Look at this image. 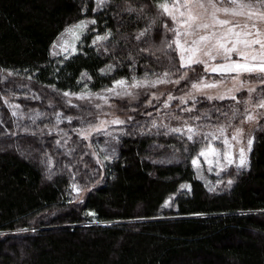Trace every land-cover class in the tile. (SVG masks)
<instances>
[{"label": "trees", "instance_id": "trees-1", "mask_svg": "<svg viewBox=\"0 0 264 264\" xmlns=\"http://www.w3.org/2000/svg\"><path fill=\"white\" fill-rule=\"evenodd\" d=\"M156 2L106 0L93 11V0H0V264H264V123L253 134L248 168L217 191L207 190L189 160L162 165L147 159L155 141L180 150L188 143L152 127L170 102L173 87H165L173 78L151 88L155 101L145 95L131 108L112 110L122 119L113 127L117 149L99 167L78 171L70 164L80 150L76 132L68 134V154L48 132L54 125L45 114L53 120L69 109L61 92L149 77L153 70L174 79L183 74L160 19L153 25ZM87 16L91 34L107 36L105 51L95 49L88 33L74 53L51 57L64 28ZM107 62L113 75L103 72ZM3 72L10 75L1 82ZM172 98L174 106L178 94ZM10 100L41 113L32 124L20 120ZM36 129L44 133L25 135ZM74 172L83 181L95 177L78 200Z\"/></svg>", "mask_w": 264, "mask_h": 264}, {"label": "rangeland", "instance_id": "rangeland-1", "mask_svg": "<svg viewBox=\"0 0 264 264\" xmlns=\"http://www.w3.org/2000/svg\"><path fill=\"white\" fill-rule=\"evenodd\" d=\"M105 1L93 0L92 10L101 9ZM155 5L158 17L153 25L160 19L162 32L167 33L179 65L185 68L183 74L174 79L166 74L159 76L158 70H153L149 77L114 78L100 88L83 83L79 91L61 92L59 95L69 109L53 120L45 114L46 121L54 125L53 131L48 132L57 135L59 140L55 144L66 154L72 150L68 134L76 132L80 150L70 164L78 171L99 167L117 149L119 131L113 127L122 119L116 112L112 115V110L123 104L129 108L145 95L155 101L158 95L150 93L151 88L161 86L163 79L173 78L166 80L165 87L167 91L173 87L166 92L170 102L162 104L163 110L154 115L157 119L152 127L155 134L172 135L179 143L184 137L188 143L180 150L155 141L148 148L147 159L162 165L189 160L207 190L227 189L235 176L248 168L253 134L264 123V0H157ZM92 32L93 19L88 16L71 23L52 43L50 56L74 53L79 41ZM106 40L107 36L102 34L91 38L99 52L105 51ZM102 69L113 75L115 66L107 62ZM9 75L3 72L1 82ZM177 84L182 86L176 87ZM177 94L178 100L171 106L172 96ZM10 102L19 119L30 124L41 113V109H18V101ZM41 130L25 135L36 137L33 133H44ZM45 164L51 169L54 163L49 160ZM77 173H72L71 188L78 200L95 184V177L88 174L83 181ZM181 188H187V184ZM172 199L165 204L169 206Z\"/></svg>", "mask_w": 264, "mask_h": 264}]
</instances>
